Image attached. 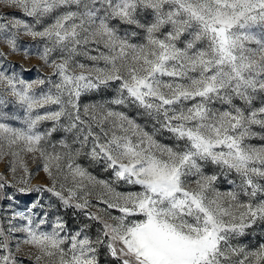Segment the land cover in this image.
<instances>
[{
    "label": "snow or ice",
    "instance_id": "6c2138e0",
    "mask_svg": "<svg viewBox=\"0 0 264 264\" xmlns=\"http://www.w3.org/2000/svg\"><path fill=\"white\" fill-rule=\"evenodd\" d=\"M0 161V264H264V0H0Z\"/></svg>",
    "mask_w": 264,
    "mask_h": 264
},
{
    "label": "rangeland",
    "instance_id": "374dc122",
    "mask_svg": "<svg viewBox=\"0 0 264 264\" xmlns=\"http://www.w3.org/2000/svg\"><path fill=\"white\" fill-rule=\"evenodd\" d=\"M18 15H19V13H18ZM26 43H27V41H26ZM7 62L14 64V65L23 64L25 68L32 69L30 76L33 79H35L38 75L39 76H47L50 74L49 70H42L39 72L36 71L37 69L40 68V62L35 58H32L30 61L26 62V61H23L21 59V57H19V56L10 55L8 57ZM124 111H126L129 116L135 117L137 119L138 123H143V120L136 116V111L134 109H132V110L124 109ZM63 138H64V134L60 133L55 137V140H59V139H63ZM162 142L163 143H171V141H168L166 139L162 140ZM69 143H71V140H69ZM78 163H80L82 166L88 168V170L90 172H92L93 175H96L98 178H100V179H107L108 178L107 173H104L101 168L91 165L86 157H81L78 160ZM5 165H6V161H0V173H3L5 171ZM30 169L35 171L37 169V164L30 162ZM9 176H10V174H9ZM46 181H47V178L44 175V173L41 171V172H39L38 175H35L34 178L32 179V185L36 186L38 184H44V183H46ZM218 187L221 191H226L229 188V185H227V183H221V184H218ZM19 199L22 202L27 203V202L31 201V199H33V196H31V195L20 196ZM70 224H71V222H70ZM248 239H251V238H248ZM245 242L247 243V241H245ZM253 243H255V241H253Z\"/></svg>",
    "mask_w": 264,
    "mask_h": 264
}]
</instances>
